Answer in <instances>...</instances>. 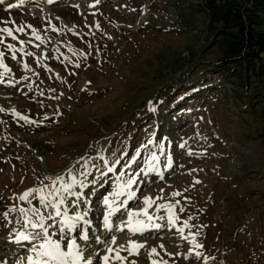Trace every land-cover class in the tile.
I'll use <instances>...</instances> for the list:
<instances>
[{
    "label": "rangeland",
    "instance_id": "rangeland-1",
    "mask_svg": "<svg viewBox=\"0 0 264 264\" xmlns=\"http://www.w3.org/2000/svg\"><path fill=\"white\" fill-rule=\"evenodd\" d=\"M204 3L86 0L50 13L34 3L0 8V28L17 37L0 33L10 69L0 67V264L35 258L34 242L19 240L32 229L18 210L53 209L38 193L31 204L19 197L59 176L83 182L73 188L79 196L61 193V211L83 216L65 232L93 264H104L116 236L103 234L105 246L97 249L105 231L95 220L106 214L104 201L116 202L122 191L131 200L120 207L115 231L121 219H147L145 211L162 222L158 233L131 235L152 248L120 251L128 264H264V85L247 75V90L236 95L239 86L230 89L218 73L220 54L199 49L214 35ZM126 231L117 237L127 238ZM49 233L67 251L68 240L55 227Z\"/></svg>",
    "mask_w": 264,
    "mask_h": 264
},
{
    "label": "snow or ice",
    "instance_id": "snow-or-ice-1",
    "mask_svg": "<svg viewBox=\"0 0 264 264\" xmlns=\"http://www.w3.org/2000/svg\"><path fill=\"white\" fill-rule=\"evenodd\" d=\"M4 3V0H0V4ZM21 3H23V0H21ZM10 7H15V5H11ZM16 31H21V29L17 28ZM0 33L7 34L8 37H11L13 40H16L17 37L13 34V29L9 27L0 28ZM37 40H40L41 37L39 35L36 36ZM0 43H3V37L0 36ZM21 44H24L25 41L21 40ZM7 47L12 51L13 58H15L16 48L14 45L9 44ZM22 50V49H21ZM3 52H0V67L5 68L6 71H10V69L7 68V66L3 62ZM28 65L25 64V68H27ZM2 75V74H0ZM0 83H3L2 80H0ZM151 110H155L154 108ZM27 120V117L24 118ZM32 122V121H28ZM151 143V141H149ZM161 150L163 149V145H159ZM152 159H157L155 154H153ZM113 169L109 168L108 171L111 172ZM69 173H71V170H69ZM57 183L60 184V187L57 188ZM79 183L80 186H83L82 181H77L76 178L72 177V183L68 184L65 182L63 176L56 177L52 180L51 186L45 185L42 188H34L30 189L29 191L25 192L23 195L19 197L20 200H27L29 204H31V200L28 198L32 196L33 193H38L39 195V202L41 205L44 206V208H52L53 212H48L47 215H45L43 212L40 211V209L32 207L29 209L20 208L18 211L24 215L25 220V226L30 227L32 229L31 232L25 234L20 233L19 234V240L24 241H32L33 246L31 247V252L35 255V258L33 255H29L27 257L28 264H93L92 259H86L83 255V250L80 249V246L77 243V240L75 238H69L68 233L65 232V229H68L69 232L75 229L76 223L75 221L83 220V216L76 215L75 217H70L67 215L66 212L62 213L61 211V205L65 203V200L61 193H67L68 195H74L79 196L80 194L78 192H74L73 188L74 186ZM134 183L133 181H129V184ZM199 183V181H197ZM46 193V194H45ZM173 195H179V193H173ZM56 197H60V199L57 201ZM35 198V197H33ZM106 204L109 203L108 200L104 201ZM145 203L150 206V198H145ZM166 207L172 208V205H167ZM183 211V209H181ZM7 215V214H5ZM111 215V212H109V216ZM144 215H147V212H144ZM56 217H62V219L58 222V225L50 224L49 221L55 220ZM106 220L108 217L105 218ZM149 220L152 219V217H148ZM163 219V217H161ZM169 220L171 222V214L169 215ZM185 225L187 226V222L185 221ZM56 228V231H58L62 239L68 240L67 243V251H64L61 246V240L60 239H53L52 235L49 233L50 228ZM146 227H156L159 228L160 225H146ZM144 229H132V231L136 232H142ZM180 232H183V228L180 229ZM82 239L87 241L89 239L87 232L85 231L82 235ZM195 243V242H194ZM112 245L116 244V239L113 237L111 241ZM197 248L202 247L200 244H195ZM140 247H143L142 244L129 241L127 246H121L120 248H117L115 260L120 261L121 264H128L127 258L120 255V251H128L129 255H138V249ZM107 252L111 254L114 249L113 247L109 246L107 247ZM152 251L155 253V249L153 248ZM102 260L104 264H108L109 261V255H103ZM134 264V262H132Z\"/></svg>",
    "mask_w": 264,
    "mask_h": 264
},
{
    "label": "trees",
    "instance_id": "trees-1",
    "mask_svg": "<svg viewBox=\"0 0 264 264\" xmlns=\"http://www.w3.org/2000/svg\"><path fill=\"white\" fill-rule=\"evenodd\" d=\"M205 8L214 34L206 45L220 54L218 73L228 87L246 91L247 75L264 85V0H205Z\"/></svg>",
    "mask_w": 264,
    "mask_h": 264
},
{
    "label": "bare ground",
    "instance_id": "bare-ground-1",
    "mask_svg": "<svg viewBox=\"0 0 264 264\" xmlns=\"http://www.w3.org/2000/svg\"><path fill=\"white\" fill-rule=\"evenodd\" d=\"M35 2V4H37V3H39V4H43V7H41V10L43 11V12H49L50 13V11H49V7H48V1L49 0H23V3H21L22 5H25L26 3H28V2ZM20 2H21V0H20ZM125 203V202H124ZM123 204V203H122ZM107 211H113L115 214H117V206H115L114 204H112V203H108L107 204ZM147 216V215H146ZM142 216H136V217H132V218H130L126 223L124 222V225L121 223V225L119 226V229L118 230H127L128 231V234H135V235H137V236H139V235H144V236H149V235H151V234H154V233H156L157 231H159L160 229H161V220L160 221H157L158 219H154V218H152L151 220H149L148 219V217L149 216H147V219H145V220H143L142 218H141ZM80 221V220H79ZM83 222H85V221H83ZM161 222V223H160ZM105 224L104 225H109L110 224V220L109 219H107V220H105V222H104ZM156 224H158V225H160V227L159 228H156V227H146V225H156ZM132 229H144L142 232H139V231H136V232H134V231H132ZM168 234H165L163 237H165V236H167ZM105 236H103V234H101L100 236H99V243L100 244H102L103 245V242H102V239L104 238ZM111 237V236H110ZM162 237V236H161ZM115 239H116V244L115 245H112L111 244V241H112V239H110V241L107 243V244H109V246H111V247H113V249H114V251L111 253V254H109L108 252H107V250H105L104 251V253H103V255H109V261H108V264H112V262H113V255L114 256H116V249L117 248H120L121 246H127V244H128V242L129 241H132L131 239H130V237L129 236H127V238L126 237H116L115 236ZM105 240V239H104ZM109 240V239H108ZM106 242V241H105ZM132 242H134V241H132ZM98 242L97 243H95V245H96V248H100V244H99ZM136 243H138V242H136ZM140 244V243H139ZM151 246H149V244H145V245H143V247H140V248H143L144 250H147L148 248H150ZM140 248L138 249V252H139V250H140ZM152 248V247H151ZM154 248V247H153ZM80 249H82V248H80ZM128 252V251H127ZM147 252V251H146ZM129 253V252H128ZM84 255V254H83ZM90 259H92V258H90ZM93 260V259H92ZM81 264H83V262H81Z\"/></svg>",
    "mask_w": 264,
    "mask_h": 264
}]
</instances>
